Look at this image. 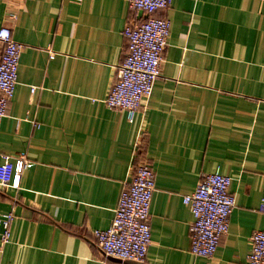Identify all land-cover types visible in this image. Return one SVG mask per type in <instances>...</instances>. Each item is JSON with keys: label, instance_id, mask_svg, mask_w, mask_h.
<instances>
[{"label": "crops", "instance_id": "1", "mask_svg": "<svg viewBox=\"0 0 264 264\" xmlns=\"http://www.w3.org/2000/svg\"><path fill=\"white\" fill-rule=\"evenodd\" d=\"M160 77L132 122L104 100L126 48L127 0H0V29L22 45L0 124L2 155L24 158L0 264H135L103 257L90 231L109 226L134 149L154 170L142 264H245L264 229V0H172ZM36 87L31 93L30 88ZM230 177L234 208L210 258L190 253L182 196L202 175Z\"/></svg>", "mask_w": 264, "mask_h": 264}, {"label": "built area", "instance_id": "2", "mask_svg": "<svg viewBox=\"0 0 264 264\" xmlns=\"http://www.w3.org/2000/svg\"><path fill=\"white\" fill-rule=\"evenodd\" d=\"M172 0H127L131 10L141 11L145 18L127 19L122 29L126 43L124 56L116 67L115 80L104 100L107 109L122 110L129 122L160 77L163 52L167 44L170 22L165 16ZM22 45L12 38L8 27L0 29V124L8 109L15 85ZM36 87H31V93ZM142 140L134 149L131 178L120 190L114 215L105 229L90 231L93 243L103 257L142 263L150 245L149 208L154 190V170L146 159L138 158ZM33 162L2 155L0 183L17 188L22 173ZM230 177L218 170L202 175L195 189L182 196V203L191 215L189 226L190 253L210 258L222 235L227 232L234 197L229 191ZM264 213V193L258 205ZM13 214L0 213V248L10 239ZM245 264H264V229L250 236V250Z\"/></svg>", "mask_w": 264, "mask_h": 264}, {"label": "water", "instance_id": "3", "mask_svg": "<svg viewBox=\"0 0 264 264\" xmlns=\"http://www.w3.org/2000/svg\"><path fill=\"white\" fill-rule=\"evenodd\" d=\"M141 12V11H140ZM142 13V12H141ZM125 262H129V263H135V264H142V263H136V262H132V261H125Z\"/></svg>", "mask_w": 264, "mask_h": 264}]
</instances>
